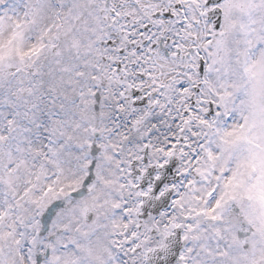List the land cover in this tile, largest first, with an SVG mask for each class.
I'll return each mask as SVG.
<instances>
[{"label": "snow or ice", "instance_id": "snow-or-ice-1", "mask_svg": "<svg viewBox=\"0 0 264 264\" xmlns=\"http://www.w3.org/2000/svg\"><path fill=\"white\" fill-rule=\"evenodd\" d=\"M0 264H264V0H0Z\"/></svg>", "mask_w": 264, "mask_h": 264}]
</instances>
